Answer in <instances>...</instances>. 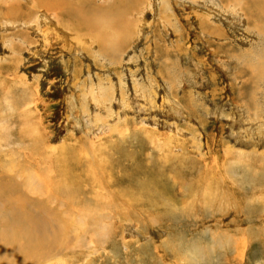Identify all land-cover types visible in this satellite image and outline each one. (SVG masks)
<instances>
[{
  "label": "rangeland",
  "instance_id": "1",
  "mask_svg": "<svg viewBox=\"0 0 264 264\" xmlns=\"http://www.w3.org/2000/svg\"><path fill=\"white\" fill-rule=\"evenodd\" d=\"M0 172L75 221L25 264H264V0H0Z\"/></svg>",
  "mask_w": 264,
  "mask_h": 264
},
{
  "label": "bare ground",
  "instance_id": "2",
  "mask_svg": "<svg viewBox=\"0 0 264 264\" xmlns=\"http://www.w3.org/2000/svg\"><path fill=\"white\" fill-rule=\"evenodd\" d=\"M99 15L100 14H98L97 17L101 18V16H99ZM103 20H104V18H103ZM112 21H114V20H112ZM95 24H97V23H95ZM104 25H105V23H104ZM110 29L111 30L113 29V33H114V28H110ZM105 34H106V32H105ZM111 43L112 42H110V44ZM70 163L74 164L75 162L74 163L70 162ZM40 165L38 167H35V170H33L34 176L39 174V172H40L39 170H41V168L43 167ZM19 166L20 165H18V167ZM45 166L43 167L44 172H46V171L51 172V170L54 169V166L51 167L52 169L50 168L51 165H45ZM63 172H64V170H63ZM28 176H29V178L28 177L23 178L22 181H19L18 176L13 175V173L3 172V174H2L0 172V201L5 202L4 205H2L0 202V233L2 231H4V229H8V230L12 231V234L8 235L9 239H6L7 243L4 245H0L1 251H4V250L7 251V250L11 249L10 253L8 254L9 256L7 255L8 257L3 256L1 258V259H3V261L5 263L13 261V260H15V258H22L21 259L22 264L29 263L30 261H34V262L38 263L39 261H42L45 259L48 260L49 256L51 255L50 253L54 249V244L57 243V239L61 238L59 236V234L61 232H63L64 230L67 231V228H68L67 224L71 223V221L72 222L74 221V220H72L73 216L71 217L70 220H67V219L61 218V216L59 217L57 215H54V209H52L50 207L51 199H55L54 195H52V194H54L55 193L54 191L57 190V187L55 185V181H54L53 185H50L49 184L50 180H47V179L45 181H42V180L37 181L36 180L37 182H33V181H31L32 175L29 174ZM36 177L39 178L38 176H36ZM38 183L47 185V188L45 190L41 189V191L45 192V193H43V194H42V192L38 193L39 190H35V189H37L36 185H38ZM156 183H157L156 177H154V179L152 180V185L154 188L157 187ZM32 185H35V187L31 189ZM27 187H30V190H28ZM144 187H146V186H144ZM140 188L142 189L141 186H140ZM154 188L152 189L153 191H155ZM51 189H52V191H51ZM146 189H147V187H146ZM2 190H4V191H2ZM146 191H149V190H146ZM13 193H15V196L13 195ZM17 194H19V195H17ZM79 201H81V200H79ZM71 204H73V203H71ZM45 208H47V210L42 211ZM49 208H50L51 214H49ZM28 214H29V216H28L29 219L27 220L25 217H27ZM52 223L56 224V225H52ZM49 229H50L51 233L48 232ZM29 231H30V233H29ZM46 234H50V235H46ZM46 236H48V237L46 238ZM54 238L56 239V241ZM4 240L5 239H3L2 241H4ZM65 243H59L58 242L57 246H58V244H60L59 247H61ZM55 246H56V244H55ZM59 247H57V248H59Z\"/></svg>",
  "mask_w": 264,
  "mask_h": 264
}]
</instances>
